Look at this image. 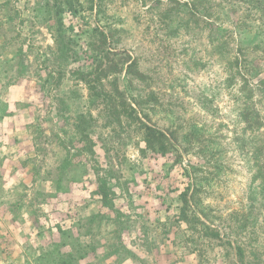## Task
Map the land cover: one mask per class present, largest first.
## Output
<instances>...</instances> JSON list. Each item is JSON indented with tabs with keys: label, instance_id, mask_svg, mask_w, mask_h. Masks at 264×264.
<instances>
[{
	"label": "rangeland",
	"instance_id": "rangeland-1",
	"mask_svg": "<svg viewBox=\"0 0 264 264\" xmlns=\"http://www.w3.org/2000/svg\"><path fill=\"white\" fill-rule=\"evenodd\" d=\"M0 264H264V0H0Z\"/></svg>",
	"mask_w": 264,
	"mask_h": 264
},
{
	"label": "trees",
	"instance_id": "trees-1",
	"mask_svg": "<svg viewBox=\"0 0 264 264\" xmlns=\"http://www.w3.org/2000/svg\"><path fill=\"white\" fill-rule=\"evenodd\" d=\"M94 66L91 70L82 72L78 71L81 80L89 83L90 89L95 90L96 93H103L101 90L100 81L103 74L105 73L104 68H102L103 61L100 60L98 55L93 56ZM91 81V82H90ZM136 104V103H134ZM145 148L152 150L159 154H164L168 146H173V139L169 138L168 133L153 128L151 126L145 125V130L142 138ZM98 193L101 196V201L103 203L107 202V192L104 188V183L99 184ZM193 196L191 192L189 198ZM188 193L183 191L179 194V200L181 201L179 208L178 219L186 224V230H191V232H197L199 230L198 225H201L202 232L204 231H215L214 227L209 226L203 220H201L197 214L198 211L195 210L189 203ZM214 234V233H211ZM237 251L240 252V248L236 247Z\"/></svg>",
	"mask_w": 264,
	"mask_h": 264
}]
</instances>
